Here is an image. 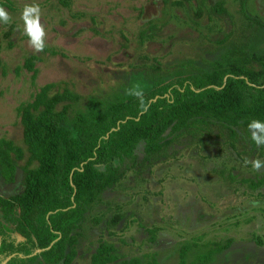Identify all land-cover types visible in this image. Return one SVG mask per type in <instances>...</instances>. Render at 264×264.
Returning <instances> with one entry per match:
<instances>
[{"label": "rangeland", "instance_id": "1", "mask_svg": "<svg viewBox=\"0 0 264 264\" xmlns=\"http://www.w3.org/2000/svg\"><path fill=\"white\" fill-rule=\"evenodd\" d=\"M0 1L12 17L11 23H0V139L12 140L24 153L16 161L14 184L0 175V194L6 196L21 192L26 171L36 166L18 107L32 102L42 86L53 83V92L77 94L73 117L86 111L90 100L110 103L136 83L148 92L158 80H176L180 72L202 75L233 45L264 52V0H206L200 16V0ZM32 3L40 6L47 33L48 50L39 53L22 34L21 13ZM218 3L225 12H211ZM30 56L39 58L34 80L24 68ZM194 141L174 144L167 160L151 167L140 163L139 149L134 166L128 163L122 181L87 214L73 264H92L101 241L114 244L124 257L112 264L134 258L140 264H179L181 248L195 242L187 256L192 264L215 243L228 241L230 247L208 264H264V185L251 189L247 183L264 179V168L255 171L251 165L264 157L252 154L244 140L238 149L222 151ZM116 214L121 222L108 229ZM13 237L23 240L14 232ZM8 259L0 255V264Z\"/></svg>", "mask_w": 264, "mask_h": 264}, {"label": "trees", "instance_id": "2", "mask_svg": "<svg viewBox=\"0 0 264 264\" xmlns=\"http://www.w3.org/2000/svg\"><path fill=\"white\" fill-rule=\"evenodd\" d=\"M205 2L200 0L197 16ZM0 6L7 5L0 1ZM211 12H225L222 3ZM38 60L30 56L24 64L33 72V80ZM208 68L202 75L180 72L176 80H158L144 92L145 101L150 102L146 112L141 111L136 97L120 95L106 104L90 100L86 111L71 117L79 96L69 89L53 92L57 87L53 83L42 86L32 102L21 104L18 113L24 143L36 166L26 171L22 192L0 196V252L5 259L11 258L5 264H73L87 214L105 192L122 181L128 163L134 166L137 162L140 148L144 155L140 163L149 167L167 160L174 144L190 139L195 140L194 145L216 146L221 151L238 149L244 140L251 145L252 154L264 157V146L252 141L248 127L252 120L264 122V52L233 45ZM23 155L15 142L0 139V175L5 183L16 182V161ZM247 183L257 189L264 179H248ZM121 218L112 216L108 229L116 227ZM8 226L13 230L8 231ZM13 232L23 240L12 238ZM151 234L155 240L156 232ZM230 245L231 241L215 243L192 264H208ZM196 246L194 242L181 248L179 264L188 263V253ZM122 257L114 244L101 241L91 263L112 264ZM123 264H140V260Z\"/></svg>", "mask_w": 264, "mask_h": 264}, {"label": "clouds", "instance_id": "3", "mask_svg": "<svg viewBox=\"0 0 264 264\" xmlns=\"http://www.w3.org/2000/svg\"><path fill=\"white\" fill-rule=\"evenodd\" d=\"M41 15V8L37 3L25 4L21 13V20L23 21L22 34L28 37L29 46L36 53L42 52L46 46L47 33L44 24L41 23ZM11 21L10 13L3 6H0V23L9 24ZM127 95L137 98L142 112H146L150 107V102L145 101L144 90L140 83L133 85L128 90ZM248 127L251 131L252 141L257 146H264V122L252 120ZM251 165L255 171H259L264 168V161L255 159L251 161Z\"/></svg>", "mask_w": 264, "mask_h": 264}, {"label": "flooded vegetation", "instance_id": "4", "mask_svg": "<svg viewBox=\"0 0 264 264\" xmlns=\"http://www.w3.org/2000/svg\"><path fill=\"white\" fill-rule=\"evenodd\" d=\"M3 180V179H2ZM6 184H8V183H6ZM14 184V183H13ZM1 190V189H0ZM22 192V191H21ZM20 192H18V193H14V194H12V195H8V196H6V195H4V194H0V196L1 197H5V198H8V197H10V196H13V195H15V194H19ZM0 220H1V214H0ZM3 247V235H0V249ZM0 255H2V253L0 252ZM3 256V255H2Z\"/></svg>", "mask_w": 264, "mask_h": 264}, {"label": "water", "instance_id": "5", "mask_svg": "<svg viewBox=\"0 0 264 264\" xmlns=\"http://www.w3.org/2000/svg\"><path fill=\"white\" fill-rule=\"evenodd\" d=\"M11 258H9L7 261H9Z\"/></svg>", "mask_w": 264, "mask_h": 264}]
</instances>
